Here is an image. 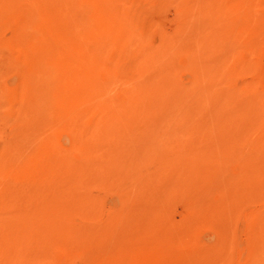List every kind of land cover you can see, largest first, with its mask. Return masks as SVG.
Returning <instances> with one entry per match:
<instances>
[{"label": "rangeland", "instance_id": "374dc122", "mask_svg": "<svg viewBox=\"0 0 264 264\" xmlns=\"http://www.w3.org/2000/svg\"><path fill=\"white\" fill-rule=\"evenodd\" d=\"M0 264H264V0H0Z\"/></svg>", "mask_w": 264, "mask_h": 264}, {"label": "bare ground", "instance_id": "6f19581e", "mask_svg": "<svg viewBox=\"0 0 264 264\" xmlns=\"http://www.w3.org/2000/svg\"><path fill=\"white\" fill-rule=\"evenodd\" d=\"M8 9H9V8H8ZM29 9H30V8H29ZM59 12H60V11H59ZM63 14H64V13H63ZM65 15H66V14H65ZM69 15H70V14H69ZM69 15H68V16H69ZM42 28H43V27H42ZM39 29H40V28H39ZM42 31H43V30H42ZM104 32H105V31H104ZM58 40H59V38H58ZM239 85H240V84H239ZM208 104H209V103H208Z\"/></svg>", "mask_w": 264, "mask_h": 264}]
</instances>
